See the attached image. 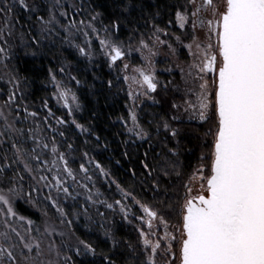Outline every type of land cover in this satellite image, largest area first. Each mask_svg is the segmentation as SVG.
<instances>
[{
	"label": "snow or ice",
	"instance_id": "6c2138e0",
	"mask_svg": "<svg viewBox=\"0 0 264 264\" xmlns=\"http://www.w3.org/2000/svg\"><path fill=\"white\" fill-rule=\"evenodd\" d=\"M111 6L106 15L97 0H0V264H75L69 251L102 264H264V0H171L163 26L161 8L148 12L142 0ZM98 57L112 73L102 87L130 102L117 117L121 156L133 159L137 142L147 143L127 171L150 201L92 154L93 141L105 150L109 142L77 119V90ZM29 59L46 62L40 84L50 95L39 103L22 67ZM161 94L169 113L145 118V101L159 104ZM185 117L204 127L206 151L190 171L173 127ZM154 141L161 149L153 153ZM132 206L142 212L137 242L106 227L108 212L131 223ZM81 217L104 230L109 253L77 235Z\"/></svg>",
	"mask_w": 264,
	"mask_h": 264
},
{
	"label": "trees",
	"instance_id": "16d2710c",
	"mask_svg": "<svg viewBox=\"0 0 264 264\" xmlns=\"http://www.w3.org/2000/svg\"><path fill=\"white\" fill-rule=\"evenodd\" d=\"M166 2H171V0H142L145 9L148 12L156 11L157 7L161 8V10L163 11V14L161 16V26H163V24L168 19L166 10H164V4ZM97 3L100 6V10H104L106 15L111 13L112 11L111 0H97ZM121 32L124 35H127V29L123 25L121 26ZM96 63H98L100 66L93 67V70L96 73V75L100 77V79H97L96 86L95 88H92V91H90V87L87 86V84H85L84 87L87 88L83 90V93L89 95L87 99L92 98L93 100H95L97 105V106L95 105V108H97L99 112H101L104 115L105 118V124H106L105 138L109 142L110 147L107 150L103 149L102 147H98V150H102L103 152L102 154L104 155V157L110 163H113V165L118 166L120 168L121 171L119 173L127 179L129 185L132 184L135 187V189L142 194L141 199L150 201L151 192L144 191L141 187L140 178L139 177L133 178L132 176L129 175L127 171L128 168L130 167L133 166L138 167L137 157H139L140 153H142L147 148V143L137 142L135 157L133 159H124L121 156V150H122L121 141L126 137L115 135V133L122 132L121 131L122 126L119 120L117 119V117L123 115L127 111V109L125 108V105H127V99L123 97L120 93L114 95L113 94L114 90L107 91L102 87L103 80L108 78L109 75H112V73L107 68V65L105 64L104 61L97 60ZM81 71H83V68H81ZM86 75L87 74L85 72L83 79H85ZM40 91L35 93L36 95H34V98L36 99L37 103H39L40 97L47 95L45 91L43 92ZM92 92H95V95H93ZM156 98L160 101L159 104H152V102H149L144 106L145 111L142 113V115H144L145 118H147L148 113H156L157 118L159 116L167 115L169 113L170 97H165L161 94L158 95ZM92 99L91 100L88 99L89 103L88 105L86 103V107H91ZM50 105L52 106L53 111L57 113V115L63 114V110L60 107H58L57 104L54 103V101L50 100ZM92 110L94 109L92 108ZM173 127H178L181 129V135L180 137H178L180 141V150H181L180 159L182 160L183 164L186 166L185 171H190L199 162L198 158L201 155V153L206 151V149L203 147L202 140L198 139L199 136H202L204 127H201L200 123L195 120L193 121L183 120L182 122H175L173 123ZM75 131L76 130L73 128L72 132L74 133ZM164 137H165V133L161 131L160 139L163 140ZM174 144H175L174 141L169 140V147H173ZM160 149H161V145L158 142L154 141L153 153L156 151H160ZM95 153L96 150L92 152L93 155H95ZM117 159L121 161L119 165L115 164V160ZM178 183L179 182H177V184ZM98 186L99 187L103 186V189H106V187L102 184ZM179 191L182 192L183 190L179 189ZM126 203H130V202H126ZM19 210L23 214L32 215L34 219L39 220L38 214L34 213L31 209H28L27 206L23 205L22 203L19 205ZM131 212L133 213V215L130 216V220L132 221L131 223L125 222L118 213L113 214L111 212H108L106 215L113 221V223L111 225H106V227H112L117 237L121 239H127V240H131L132 242H137L139 237L136 229L138 226H140V222L136 219V216L142 215V212L140 211L139 208L135 206L131 207ZM87 225L92 230H89L85 226L87 230L85 231V233L81 234L76 228L77 235H79L82 239H87L90 243H92L95 247H97L98 252L102 251L104 253H109V249L111 248V242L104 237L103 235L104 230L99 227V224H88L87 222ZM162 234L163 233L161 232V235ZM70 255L73 257L75 264H102V261H100L99 257H93L91 255L85 254L86 258L85 257L83 258L80 255L77 256L75 252L74 254L71 252ZM116 258L119 260V256H117Z\"/></svg>",
	"mask_w": 264,
	"mask_h": 264
},
{
	"label": "rangeland",
	"instance_id": "374dc122",
	"mask_svg": "<svg viewBox=\"0 0 264 264\" xmlns=\"http://www.w3.org/2000/svg\"><path fill=\"white\" fill-rule=\"evenodd\" d=\"M121 37L124 38V37H126V35H124L121 32ZM166 51H167V49H161V55L156 58L157 74H158L159 78L162 79V80L169 78V74L164 71V69L169 66L168 59L163 55V53L166 52ZM97 60L104 61L102 57H98ZM131 63H133V64H139L140 63L138 54H133V56L131 58ZM22 67L26 68L27 72L29 74H31L35 78V85H34L33 91H34V95H36L35 93L39 92L40 90H43V88H42V86L40 84V81L44 78V74H45V71H46V62L42 63V61L39 60V59H37L35 61L29 59L27 64L23 65ZM89 67H91V66H89ZM92 72H94L93 67L91 68V72H86L87 75L85 77V80H86L85 84H87V86H89L91 88H95L97 79H93V76L91 74ZM122 87H124L126 89V85H122ZM86 88L87 87H82L81 89L77 90V94L79 95L81 103L83 105L82 112L77 113V119L81 123H85V124H88L90 122L91 125L93 126L94 130L99 135H101L102 139H104L106 137V134H105V125L106 124H105L104 115L101 112H99V110L97 108H95L96 102L92 98H88V99H90V100L92 99V105H93V102H94V105L93 106L91 105V107H86V103H87V105L89 103L88 99H87V97H89V95H87L86 93H83V90L86 89ZM43 91H45L47 95H50V90L46 91L44 89ZM43 91H40V92H43ZM120 94L127 99V96H126L125 92H121ZM90 97H92V96H90ZM50 100H52V99H50ZM52 101H54V100H52ZM149 102H151V101H145L144 106L147 103H149ZM54 103L56 104L55 101H54ZM129 103L130 102L127 99V104H129ZM92 108L94 110H92ZM126 114H127V111L123 115L126 116ZM184 120H187V118L185 117ZM121 131L122 132H120L121 133L120 136L124 137L123 130H121ZM74 133H76V131ZM77 138L79 140H83L84 139V137H80L78 134H77ZM89 148H90V150L94 148L96 150L95 156L97 157V159H99L106 166H110L112 168V171L114 172L116 178H118L120 181H122L125 186H131V188L134 190L135 194H137L138 197L141 198L142 194L138 190H136L135 187L132 184L129 185L127 179L119 173L121 171L120 168L118 166L113 165V163H110L104 157V155L102 154L103 153L102 150H98V147L95 146V142L94 141L92 142V144H90ZM101 190L102 191L104 190L106 195H111L108 192L107 188L103 189V186H101ZM112 191L114 193V188H113ZM86 225H87V221H85L83 219V217H81L80 220L75 224L76 228L78 229V231L81 234L85 233V231L87 230L85 228ZM87 228L89 229L88 226H87ZM71 252L74 254V251H69L68 254L70 255ZM80 256L83 257V258L84 257L86 258V255L83 254V253Z\"/></svg>",
	"mask_w": 264,
	"mask_h": 264
}]
</instances>
